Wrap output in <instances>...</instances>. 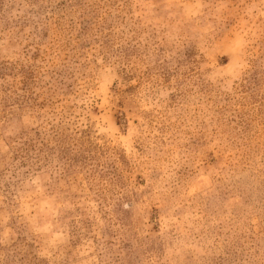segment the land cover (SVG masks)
Segmentation results:
<instances>
[{
  "label": "rangeland",
  "instance_id": "1",
  "mask_svg": "<svg viewBox=\"0 0 264 264\" xmlns=\"http://www.w3.org/2000/svg\"><path fill=\"white\" fill-rule=\"evenodd\" d=\"M0 264H264V0H0Z\"/></svg>",
  "mask_w": 264,
  "mask_h": 264
}]
</instances>
